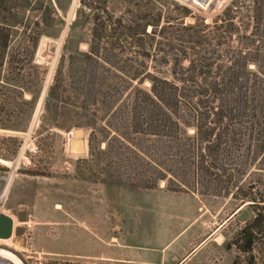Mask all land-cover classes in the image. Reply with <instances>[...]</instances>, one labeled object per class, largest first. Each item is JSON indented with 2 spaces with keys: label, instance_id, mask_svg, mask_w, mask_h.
Segmentation results:
<instances>
[{
  "label": "rangeland",
  "instance_id": "1",
  "mask_svg": "<svg viewBox=\"0 0 264 264\" xmlns=\"http://www.w3.org/2000/svg\"><path fill=\"white\" fill-rule=\"evenodd\" d=\"M232 1L0 0V25L12 39L4 70L10 54L26 48L29 54L17 57L19 65L37 72L29 117L18 129L0 123V214L13 220L12 236L0 240L5 255L0 264H43L47 258L73 264H264V235L253 252L255 260L227 249L262 203L240 204L225 190L170 192L158 181L156 168L147 187L146 177L110 166L115 160L90 161L89 132L74 115L86 106L97 108L87 92V74L94 66L107 78L96 89L104 92L114 82L116 72L101 61L68 59L87 52L102 17L135 30L185 29L199 37ZM256 2L263 7L264 0ZM58 78L60 90L50 100L58 109L51 117L46 100ZM76 130L84 135L82 155L69 152ZM107 143L103 140L99 148L107 149ZM259 193L252 190L257 198Z\"/></svg>",
  "mask_w": 264,
  "mask_h": 264
},
{
  "label": "trees",
  "instance_id": "2",
  "mask_svg": "<svg viewBox=\"0 0 264 264\" xmlns=\"http://www.w3.org/2000/svg\"><path fill=\"white\" fill-rule=\"evenodd\" d=\"M251 3L233 0L199 37L181 28L135 30L119 21L114 25L106 15L92 31L87 52L68 59L101 61L116 72L103 92L95 87L107 78L94 66L87 74V92L97 108L74 113L89 132L90 161L115 160L110 166L146 177L147 187L156 168L158 181L170 192L225 190L240 204L262 203L227 248L255 260L264 235V4ZM11 40L8 28L0 25V123L7 130L23 125L37 95V72L17 59L29 54L26 48L12 52L4 70ZM59 84L60 78L46 100L51 117L57 114L50 100L56 99ZM105 139L107 149L101 150ZM253 189L262 194L257 198ZM43 264L73 263L47 258Z\"/></svg>",
  "mask_w": 264,
  "mask_h": 264
},
{
  "label": "water",
  "instance_id": "3",
  "mask_svg": "<svg viewBox=\"0 0 264 264\" xmlns=\"http://www.w3.org/2000/svg\"><path fill=\"white\" fill-rule=\"evenodd\" d=\"M75 139L69 143V152L73 155H82L85 150V140L82 130L74 132ZM13 220L0 214V240H8L12 236Z\"/></svg>",
  "mask_w": 264,
  "mask_h": 264
},
{
  "label": "crops",
  "instance_id": "4",
  "mask_svg": "<svg viewBox=\"0 0 264 264\" xmlns=\"http://www.w3.org/2000/svg\"><path fill=\"white\" fill-rule=\"evenodd\" d=\"M127 262H129V263H135V261H133L132 259H131V260H130V259L127 260ZM145 264H152V263H149V262H148V263H145Z\"/></svg>",
  "mask_w": 264,
  "mask_h": 264
},
{
  "label": "bare ground",
  "instance_id": "5",
  "mask_svg": "<svg viewBox=\"0 0 264 264\" xmlns=\"http://www.w3.org/2000/svg\"><path fill=\"white\" fill-rule=\"evenodd\" d=\"M3 254H4V253L1 252V253H0V256H5V255H3Z\"/></svg>",
  "mask_w": 264,
  "mask_h": 264
}]
</instances>
